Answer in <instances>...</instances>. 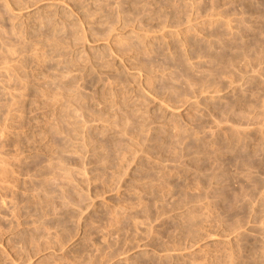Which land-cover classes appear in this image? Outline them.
Wrapping results in <instances>:
<instances>
[{
  "label": "rangeland",
  "instance_id": "1",
  "mask_svg": "<svg viewBox=\"0 0 264 264\" xmlns=\"http://www.w3.org/2000/svg\"><path fill=\"white\" fill-rule=\"evenodd\" d=\"M0 264H264V0H0Z\"/></svg>",
  "mask_w": 264,
  "mask_h": 264
}]
</instances>
